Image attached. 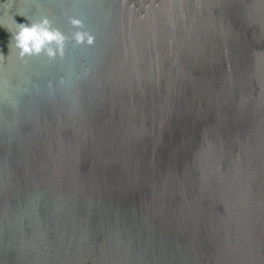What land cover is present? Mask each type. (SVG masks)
Listing matches in <instances>:
<instances>
[{
    "label": "water",
    "instance_id": "1",
    "mask_svg": "<svg viewBox=\"0 0 264 264\" xmlns=\"http://www.w3.org/2000/svg\"><path fill=\"white\" fill-rule=\"evenodd\" d=\"M0 264H264V0H0Z\"/></svg>",
    "mask_w": 264,
    "mask_h": 264
},
{
    "label": "clouds",
    "instance_id": "2",
    "mask_svg": "<svg viewBox=\"0 0 264 264\" xmlns=\"http://www.w3.org/2000/svg\"><path fill=\"white\" fill-rule=\"evenodd\" d=\"M14 23L17 27L14 33H11V41L14 40L18 58L23 60L41 53L47 55L50 60H54L57 55L63 56L65 36L52 26L47 17L30 24ZM71 23L80 26L82 22L73 18ZM75 38L77 42H84L86 39L89 45L93 43V37L86 32H77Z\"/></svg>",
    "mask_w": 264,
    "mask_h": 264
}]
</instances>
